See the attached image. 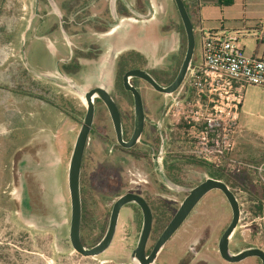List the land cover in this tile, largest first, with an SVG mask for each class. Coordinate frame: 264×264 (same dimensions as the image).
<instances>
[{
  "label": "rangeland",
  "instance_id": "rangeland-1",
  "mask_svg": "<svg viewBox=\"0 0 264 264\" xmlns=\"http://www.w3.org/2000/svg\"><path fill=\"white\" fill-rule=\"evenodd\" d=\"M35 1L0 0V264H139L130 256L137 239V226L123 210L118 213L113 239L102 253L83 256L70 244L68 164L86 110L80 92L87 90L92 80L73 89L55 80L64 85L57 86L53 83L55 78L47 80L40 74L31 78L27 74L26 61L36 73L51 63L50 54L40 44L32 55L24 56L30 35L23 30ZM187 1L194 27L197 28L200 19L205 30L240 35L237 44L243 47V54H253L257 45L255 36L260 26L264 27V0H233L230 3L199 0L195 6L191 0ZM159 3L162 6L154 3L157 14L153 21L168 22L165 27L170 26V29L167 32L180 31L181 50L175 60L178 67L186 48L185 32L173 2L160 0ZM194 36V57H197V32ZM261 49L259 42L256 55ZM154 100H147L148 108L152 110H149L147 125L152 134L153 120L158 114L153 110L162 106L163 94ZM180 137L176 130L170 134L168 150L174 152L161 160L160 170L155 161L153 173L149 158L136 160L126 154L108 153L107 142L90 135L85 145L83 175L88 177L98 168L107 172L114 169L118 177L128 176L136 182L123 180L120 186L112 183L109 187L81 190L83 245L91 246L103 236L111 204L128 188L139 189L150 196L154 191V197L166 203L167 212L161 215L164 226L169 219L167 214L174 207L167 197L179 198L183 194L163 188L164 184L168 186L164 182L175 183L177 190L191 188L211 177L209 164H198L199 160L185 161L187 157L182 151L187 147ZM227 159H217L214 163L221 162L230 168H236L234 163L264 164V87L246 86ZM244 171L237 178L224 176L222 179L233 188L240 207L239 221L230 241L232 251L247 247L264 249V182L252 168L245 167ZM149 173L153 174V179ZM262 177L264 179V173ZM143 179L161 183L160 191L147 188ZM199 202L184 226L179 227L168 242L173 247L179 243L182 251H189L191 247L199 249L192 263H196L206 247L216 246L220 229L231 218L219 192L209 191ZM205 227H208V233L203 231ZM254 258L249 256L234 263L221 261L225 264H260V260Z\"/></svg>",
  "mask_w": 264,
  "mask_h": 264
},
{
  "label": "flooded vegetation",
  "instance_id": "flooded-vegetation-1",
  "mask_svg": "<svg viewBox=\"0 0 264 264\" xmlns=\"http://www.w3.org/2000/svg\"><path fill=\"white\" fill-rule=\"evenodd\" d=\"M173 5H175L174 0H171ZM45 2V4H43ZM160 0L157 1L159 5ZM184 4H186V9L189 13L190 19L191 14L188 6V1L183 0ZM153 5V4H152ZM149 0H36L35 6L32 8L29 14V17L26 22V26L23 30L25 34L29 32V40L27 43L26 38V53L24 56L29 53L33 54L34 48L38 46V44L42 45L44 51L47 50V53L50 54L49 60L50 64L47 66L49 68L52 67V70H48L45 67L43 70L39 72H32L31 66L26 61V72L31 78L38 77L37 74H40L44 79L50 80L51 78H55L53 83L59 87H64L63 84L57 83L58 80L61 83L66 84L68 87L75 86V82L77 81V75L80 71V67L83 60H94L98 58L102 54V48L98 45V40L96 34L106 31L114 22L121 18V16H134L138 17L141 15H148L151 11L155 12ZM159 6H162L159 5ZM176 8V5H175ZM177 9V8H176ZM178 12V11H177ZM179 15V14H178ZM181 21V19H180ZM192 22V19H191ZM182 24V22H181ZM164 23L162 25V30L165 28L166 31L170 29V26ZM183 27V25H182ZM193 27V24H192ZM163 30V31H165ZM22 32V33H23ZM180 35V31H179ZM49 50V52H48ZM181 50V41H180V49L177 54L169 55V63L162 67H150L144 57V54L136 51V50H127L123 53H120L116 57L115 66H114V75L111 87L107 90L109 95L114 101L116 106V111L118 118L116 119L118 122L119 133L115 125V121L110 113L107 105L100 99L95 97L93 100L94 112L92 124L88 133L87 139H90V135H94L98 138L103 139L107 142L108 153L111 154H126L134 159H145L149 158L152 166L151 172L154 173L155 168L154 162L157 160V157H161L162 160L165 159L168 154L174 152L173 150H168V142L170 139L165 140V135H161L159 130L153 124L154 134L151 133L150 127L147 125L148 116L150 110L148 108L147 100L149 98L154 102L156 97L159 94H163L162 92L156 90L150 83L146 80L142 79L139 76H127V83L134 87L142 102V111H143V126L141 133L136 140V142L130 146L125 147L118 141V136H120L122 142H128L134 131V123H135V110H134V99L132 91L125 86L124 78L127 72L134 69H141L150 74V76L161 86L169 85L173 79L175 78L179 66L176 67L175 60L179 56ZM183 58V57H182ZM182 60V59H181ZM176 67V69H175ZM29 69V72L27 71ZM31 70V72H30ZM66 86V87H67ZM98 86H92L89 89H92ZM150 110V111H149ZM157 111L158 118L162 112V106L157 107L153 112ZM98 126V127H97ZM88 143V142H86ZM156 145V146H155ZM155 146V147H154ZM85 148L81 160L80 166V196L81 190L95 187L103 188V185L107 187L110 184H114L116 186H120L123 183V180L127 183L136 182L132 178L128 176L118 177L116 171L110 170V172L106 169H100L98 171H92L89 176L83 175V165L85 158ZM121 162V166L123 167L122 159L119 160ZM166 168L169 169L167 166ZM168 169H166L168 171ZM130 171V170H128ZM116 173V176L115 174ZM131 176L134 173H130ZM150 174V173H149ZM149 177H153L151 173ZM153 179V178H152ZM113 180V182L111 181ZM140 180V179H139ZM143 182L147 184V188L157 189L160 191L161 183H157L156 181H148L144 180ZM172 187H168L164 184L167 190L174 191L175 193H183L179 198H171L167 197V200L170 204L174 205L173 211L167 214V218L169 217L167 223L170 221L176 210L178 209L181 201L187 195V189L185 187H181L176 190V185L173 183ZM228 189L232 191L236 201L238 203L239 215H240V207L238 199L235 195L233 188L229 186L227 182H225ZM210 191L219 192L225 203L227 208L230 211L231 218L229 222L224 225L220 231L219 236L217 238L215 247H206L202 256L197 259L196 263H192L193 258L198 254L199 249L189 248V251H182V247L178 243L177 246H170L168 242L171 240L173 235L179 229V227H183L188 217L194 212V209L198 206L197 203L202 199H200L196 205L192 208V210L188 213L184 221L181 225L176 229V231L162 244V246L157 251L153 263L154 264H223V261L227 263H234L237 261H228L224 259L219 252V241L221 235L229 225L232 219V209L231 206L223 194L219 189H213ZM132 193L138 195L142 198L145 203L149 215H150V226L147 232L146 240L143 246V257H149L154 245L156 244L158 238L160 237L163 229L167 225V223L162 226L161 225V215L166 213L167 205L166 203L159 198L154 197L155 192L153 191L149 195V193L141 192L139 189L134 190L132 188H128L125 192L121 193L119 196ZM117 196V198L119 197ZM116 198V199H117ZM115 199V200H116ZM82 200V199H81ZM114 200V201H115ZM113 201V203H114ZM111 204V207L113 205ZM200 203V202H199ZM198 203V204H199ZM111 210V209H110ZM123 210L125 216H130V219H133L136 223L137 230L136 235L137 239L135 241V246L131 249V253L133 249L137 246L139 238L142 234L143 223H144V210L140 204L135 201H129L123 204L119 211ZM119 213V212H118ZM110 214V213H109ZM238 215V221H239ZM83 217V209L81 202V222ZM233 229L232 234L228 239V250L230 253H237L241 250L232 251L230 249V241L237 227ZM181 227V228H182ZM81 228V223H80ZM180 228V229H181ZM186 230V229H183ZM187 231V230H186ZM205 233H208V227L203 229ZM183 236V235H182ZM80 238H81V229H80ZM248 248V247H247ZM244 249V248H243ZM264 252V249L261 248ZM216 257H215V256ZM214 256V257H213ZM249 257V256H248ZM255 258H258L254 256ZM254 258V259H255ZM245 259V258H244ZM259 259V258H258ZM260 260V259H259ZM225 264V263H224ZM261 264V260H260Z\"/></svg>",
  "mask_w": 264,
  "mask_h": 264
},
{
  "label": "built area",
  "instance_id": "built-area-1",
  "mask_svg": "<svg viewBox=\"0 0 264 264\" xmlns=\"http://www.w3.org/2000/svg\"><path fill=\"white\" fill-rule=\"evenodd\" d=\"M192 30L198 36V56L193 52L179 86L163 93L162 112L153 124L167 141L179 123L186 124L182 153L210 163L230 156L246 86L264 87V27L255 36L256 47L262 43L260 54L251 56L238 46L240 35L205 30L200 19ZM243 165L264 182L263 163Z\"/></svg>",
  "mask_w": 264,
  "mask_h": 264
},
{
  "label": "water",
  "instance_id": "water-1",
  "mask_svg": "<svg viewBox=\"0 0 264 264\" xmlns=\"http://www.w3.org/2000/svg\"><path fill=\"white\" fill-rule=\"evenodd\" d=\"M174 2L183 25L185 38H186V48L183 58L181 60V64L179 66L175 78L167 86H161L150 76L148 72L141 69L130 70L129 72L126 73L124 82H125V86L129 88L133 93L135 123H134V131L132 137L128 142H122L120 136H118V141L125 147H130L136 142V140L138 139L141 133L143 126V111H142L141 98L137 90L127 83L126 77L139 76L142 79L146 80L148 83H150L156 90L162 93H168L174 91L179 86V84L181 83L184 77L188 64L192 59L194 52V45H195L194 34L192 30V22L183 0H174ZM71 88L75 89L77 88V86L75 85L72 86ZM83 93H84L86 110L83 119L81 121L80 129L78 131L76 140L73 145L72 153L68 164V172H67V183H68L70 208H71L68 236H69L70 244L76 252H78L83 256H94L102 253L110 245L113 239L120 207L129 201H135L138 204H140L144 210V223H143L142 234L139 238L137 246L133 249L131 253V257L136 259L139 264H153L154 257L157 251L159 250V248L181 225V223L184 221V219L186 218L188 213L192 210V208L196 205V203L210 190L219 189L226 196L232 209V219L229 225L227 226V228L225 229V231L223 232V234L221 235L218 245L221 256L228 261H240L248 256H256L261 260V264H264V252L259 247L244 248L235 254L229 252L228 239L232 234L233 229L238 221V215H239L238 203L236 201V198L234 197V194L232 193V191L228 189L225 182L222 181L221 179H217L213 177H207L203 181L199 182L197 185L191 187L190 189H187V195L183 198L178 209L176 210L170 221L163 229L149 257L147 258L143 257V246L150 226V215L142 198L132 193L123 194L114 201L110 210L107 228L103 236L95 244L91 246L83 245L80 238L81 196H80L79 178H80L81 160L93 119V112H94L93 100L95 97L100 98L107 105L115 121V125L119 133L118 122L116 120L118 118L116 106L114 104L113 99L107 92V90L102 86H98L92 89H87ZM156 162L158 164V170H160L162 167L161 163L159 160H156ZM164 183H166L168 186H173L172 182H170L169 180H166Z\"/></svg>",
  "mask_w": 264,
  "mask_h": 264
},
{
  "label": "crops",
  "instance_id": "crops-1",
  "mask_svg": "<svg viewBox=\"0 0 264 264\" xmlns=\"http://www.w3.org/2000/svg\"><path fill=\"white\" fill-rule=\"evenodd\" d=\"M149 1L154 9V3L157 4L158 0ZM156 14L151 11L148 15L138 17L121 16L106 31L96 34L102 54L94 60L82 61L76 86L80 87L91 79L88 89L96 85L108 90L113 81L116 57L131 49L143 53L150 67H162L169 63V55L179 52V33L162 31L161 27L164 23L153 21ZM257 48L253 54H257ZM102 59L104 61L100 63ZM47 69L53 68L49 66ZM106 77H109L108 80H105Z\"/></svg>",
  "mask_w": 264,
  "mask_h": 264
},
{
  "label": "trees",
  "instance_id": "trees-1",
  "mask_svg": "<svg viewBox=\"0 0 264 264\" xmlns=\"http://www.w3.org/2000/svg\"><path fill=\"white\" fill-rule=\"evenodd\" d=\"M185 1V0H184ZM192 1V4L195 6L197 5V3H199V0H191ZM220 1V0H219ZM222 2L224 3H230L232 2L233 0H221ZM186 5V4H185ZM199 5V4H198ZM187 125L186 124H183V123H179L178 126H177V129L176 131H178L181 135V140L185 143V141L187 140L186 138V135H187ZM183 156H186L187 158L185 159L186 162H195L196 159L188 156V155H183ZM223 160H226L228 161L227 158H223ZM198 161V160H197ZM199 163L198 164H204L203 161H198ZM206 163V162H205ZM206 164H209L210 167H212V169H210V176L211 177H214V178H217V179H223L224 176L225 177H228V178H237V176L239 175H242L245 169L246 166H244L243 164H239V163H234L233 165L236 167V168H230V166H225L223 163H219V164H215L214 162H210V163H206ZM207 168H209V166H206ZM171 168V167H170ZM241 179V177H240ZM242 180V179H241ZM225 181V180H224Z\"/></svg>",
  "mask_w": 264,
  "mask_h": 264
},
{
  "label": "bare ground",
  "instance_id": "bare-ground-1",
  "mask_svg": "<svg viewBox=\"0 0 264 264\" xmlns=\"http://www.w3.org/2000/svg\"><path fill=\"white\" fill-rule=\"evenodd\" d=\"M80 99H81L82 103L85 105V99H84V93L83 92L80 93Z\"/></svg>",
  "mask_w": 264,
  "mask_h": 264
}]
</instances>
